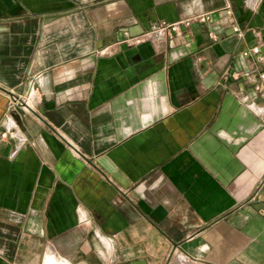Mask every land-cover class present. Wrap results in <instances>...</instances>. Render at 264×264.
Listing matches in <instances>:
<instances>
[{
    "label": "crops",
    "instance_id": "obj_1",
    "mask_svg": "<svg viewBox=\"0 0 264 264\" xmlns=\"http://www.w3.org/2000/svg\"><path fill=\"white\" fill-rule=\"evenodd\" d=\"M255 45L264 0H0V264H264Z\"/></svg>",
    "mask_w": 264,
    "mask_h": 264
},
{
    "label": "built area",
    "instance_id": "obj_2",
    "mask_svg": "<svg viewBox=\"0 0 264 264\" xmlns=\"http://www.w3.org/2000/svg\"><path fill=\"white\" fill-rule=\"evenodd\" d=\"M208 17L209 16L207 14H200L197 16V19L206 20ZM191 20L192 18H186L184 20L174 22H168L165 20L156 22L152 25L149 33L165 34L169 30L179 29L183 24H190ZM241 54L244 57L252 55L255 57L257 62H264V51L258 45L243 50ZM261 77L264 78V72L261 73ZM9 97V109L13 110L17 105H20L24 110L32 111L36 108L38 102L37 86L35 82H32L25 94H18L14 91H11ZM259 110L262 111L263 108L261 107L259 108ZM1 135L3 137H7L8 135L16 136L17 138H19L20 142H24V137L18 127L17 120L13 116L11 111L6 117L5 130ZM177 256L179 260L178 264H188L189 256L186 253L180 252Z\"/></svg>",
    "mask_w": 264,
    "mask_h": 264
},
{
    "label": "bare ground",
    "instance_id": "obj_3",
    "mask_svg": "<svg viewBox=\"0 0 264 264\" xmlns=\"http://www.w3.org/2000/svg\"><path fill=\"white\" fill-rule=\"evenodd\" d=\"M43 264H70L67 261H61L53 252H49L46 255L45 262Z\"/></svg>",
    "mask_w": 264,
    "mask_h": 264
}]
</instances>
